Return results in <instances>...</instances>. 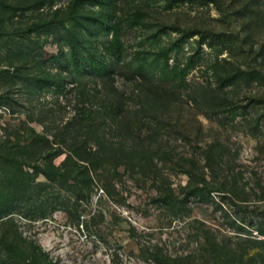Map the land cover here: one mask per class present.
<instances>
[{
    "label": "rangeland",
    "instance_id": "rangeland-1",
    "mask_svg": "<svg viewBox=\"0 0 264 264\" xmlns=\"http://www.w3.org/2000/svg\"><path fill=\"white\" fill-rule=\"evenodd\" d=\"M0 264H264V0H0Z\"/></svg>",
    "mask_w": 264,
    "mask_h": 264
},
{
    "label": "trees",
    "instance_id": "trees-1",
    "mask_svg": "<svg viewBox=\"0 0 264 264\" xmlns=\"http://www.w3.org/2000/svg\"><path fill=\"white\" fill-rule=\"evenodd\" d=\"M66 41H64L66 44L70 45L72 42L71 38H67L65 39ZM114 72V71H112ZM112 72L107 71V69H105L104 67L98 65L95 62H91L89 67H87V69L85 70V74L87 76H89L90 78L93 79H104L106 77H109L110 74H112ZM44 139H39L38 138L33 141L30 145L28 146H24L22 148L23 151V155H27L28 152H35V154H37L36 156H40L43 158L44 161H47V166H45L44 168L42 167H38V170L41 171L42 174H44L50 181L52 179H59L62 182L67 181L70 178V175H72L74 173V170H78L77 167H75L74 162L72 163V165H69L68 163L70 161H72V159L75 158H79L80 153L79 150H73V152L67 154L66 160L63 162V164L61 165V167L56 168L53 165V161H52V155L51 154H43L41 152V150L39 149L40 145H42V142ZM40 150V151H39ZM23 156V157H24ZM33 158V157H30ZM80 159V158H79ZM60 172V173H59ZM72 179V178H71ZM32 201V199H30ZM24 201V200H22ZM219 246H216V249ZM6 250L8 251V253H12V247L9 245H6ZM232 257H235V255L233 253H231ZM213 258H218V262H220L222 260V258H228V253H224L222 250L221 251H217L214 253Z\"/></svg>",
    "mask_w": 264,
    "mask_h": 264
}]
</instances>
